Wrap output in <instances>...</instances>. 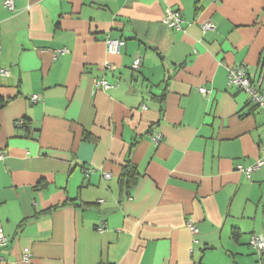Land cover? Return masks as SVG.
<instances>
[{"label": "crops", "instance_id": "1", "mask_svg": "<svg viewBox=\"0 0 264 264\" xmlns=\"http://www.w3.org/2000/svg\"><path fill=\"white\" fill-rule=\"evenodd\" d=\"M4 1L0 264H263L264 111L226 83L243 67L264 97V0Z\"/></svg>", "mask_w": 264, "mask_h": 264}, {"label": "built area", "instance_id": "2", "mask_svg": "<svg viewBox=\"0 0 264 264\" xmlns=\"http://www.w3.org/2000/svg\"><path fill=\"white\" fill-rule=\"evenodd\" d=\"M96 1V0H93ZM3 5L5 8H8L10 10L13 9V0H5L3 2ZM163 25H165L167 28L173 30V31H179L181 29V24L183 22V19L181 17V13L178 10H172V9H166L163 14L162 21ZM202 32H207L214 29L213 23L209 21L202 22L200 25ZM105 45L107 48V52L109 54L116 55L120 52L121 47L124 45L123 40H113V39H107L105 41ZM68 50L63 49L59 51L58 53H67ZM142 64V57L140 55L136 56L135 59L132 62L131 69L133 71L139 70ZM104 67H110L108 65H105ZM1 76H7L8 73L0 70ZM227 87L229 88H236L246 94L250 97L251 101L259 107L262 111H264V97L260 94L259 89L257 88V85L253 84L245 71L243 67H233L228 68L227 70ZM95 87L97 89L107 90L110 89L112 86L105 81L104 79H99L95 81ZM199 93L202 95H205L207 93V90L204 88L198 89ZM38 98L36 96H33L31 98V101L33 103L37 102ZM159 140V136H156L153 141L156 142ZM2 158V155L0 154V159ZM263 161L261 159L256 160L252 165L250 166H237V171L243 173L248 179L252 177L253 174H255L259 169L262 167ZM105 178H109V174L104 175ZM187 229L192 235L197 234V229L195 225L191 222H187L186 224ZM194 242H197L194 240ZM8 243V240L6 236L4 235L2 229L0 228V247L5 246ZM249 245L253 248V250L262 256L264 254V237L262 235H251ZM25 259H27V256H25Z\"/></svg>", "mask_w": 264, "mask_h": 264}, {"label": "trees", "instance_id": "3", "mask_svg": "<svg viewBox=\"0 0 264 264\" xmlns=\"http://www.w3.org/2000/svg\"><path fill=\"white\" fill-rule=\"evenodd\" d=\"M137 176L138 173L135 166L127 160L119 176L121 190H123L127 195H129L128 190L136 184L138 178Z\"/></svg>", "mask_w": 264, "mask_h": 264}, {"label": "water", "instance_id": "4", "mask_svg": "<svg viewBox=\"0 0 264 264\" xmlns=\"http://www.w3.org/2000/svg\"><path fill=\"white\" fill-rule=\"evenodd\" d=\"M263 264H264V260H263Z\"/></svg>", "mask_w": 264, "mask_h": 264}]
</instances>
